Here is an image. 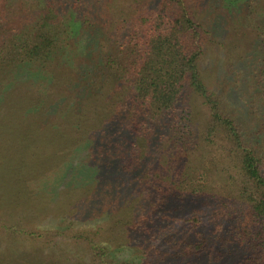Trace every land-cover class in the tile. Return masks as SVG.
Listing matches in <instances>:
<instances>
[{
  "label": "rangeland",
  "instance_id": "obj_1",
  "mask_svg": "<svg viewBox=\"0 0 264 264\" xmlns=\"http://www.w3.org/2000/svg\"><path fill=\"white\" fill-rule=\"evenodd\" d=\"M186 1L207 32L199 64L205 84L264 156V0ZM51 2L56 9L49 10ZM158 2L15 3L33 23L54 10L68 22L46 63L0 74V264H98L94 245L115 264L242 263L250 209L219 145L201 148L209 119L202 99L185 98L199 154L192 157V147L180 160L184 153L174 145L160 148L158 139L141 140L120 124L110 129L117 122L104 115L113 43L132 30L145 5ZM214 154L220 163L211 161ZM195 167L199 173L181 190L163 179L182 168L193 176ZM45 168L42 180L24 185ZM38 197L46 199L37 205Z\"/></svg>",
  "mask_w": 264,
  "mask_h": 264
},
{
  "label": "trees",
  "instance_id": "obj_2",
  "mask_svg": "<svg viewBox=\"0 0 264 264\" xmlns=\"http://www.w3.org/2000/svg\"><path fill=\"white\" fill-rule=\"evenodd\" d=\"M16 2L19 0H0V74L18 65L46 63L65 38L63 29L68 20L64 14L54 10L33 23L21 15ZM53 7L51 2L49 10ZM144 9L132 30L113 43V51L105 61L111 97L104 115L117 122L110 124V129L116 130L120 124L126 133H138L141 140L142 137L145 141L158 139L160 148L174 145L177 154L184 153L179 160L195 147L193 157L199 154L198 131L185 98L194 95L202 99L209 119L200 137L201 148L219 145L228 172L234 173L240 184L239 197L250 209L251 221L244 224L247 228L242 238L251 242L246 245L241 264H264V156L258 146L249 142L245 131L227 114L224 103L202 78L199 64L207 34L204 25L195 18L186 0H159L156 7L145 5ZM39 127L44 125L40 123ZM70 134L77 138L72 130ZM143 147L145 156L149 155V147L140 142V152ZM211 161L220 163L215 154ZM47 169L28 174L24 185L27 186L30 178L42 180ZM198 173L196 167L193 176L182 168L177 171L178 180L177 174L174 177L166 174L163 179L167 182L171 178L168 183L181 190L182 184L191 183ZM37 199L38 205L46 197ZM131 222L127 219L126 225L137 229ZM192 222L195 224L199 219L193 218ZM93 247L98 264H115L106 260L105 248Z\"/></svg>",
  "mask_w": 264,
  "mask_h": 264
}]
</instances>
